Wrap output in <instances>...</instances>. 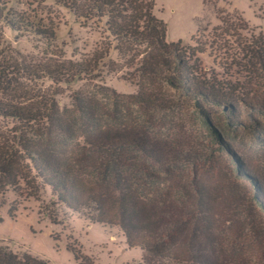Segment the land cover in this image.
I'll list each match as a JSON object with an SVG mask.
<instances>
[{"label":"trees","instance_id":"16d2710c","mask_svg":"<svg viewBox=\"0 0 264 264\" xmlns=\"http://www.w3.org/2000/svg\"><path fill=\"white\" fill-rule=\"evenodd\" d=\"M50 2L84 27L95 24L107 42L74 61L0 59V199L14 191L39 201L50 189L55 199L40 214L63 207L119 227L128 247L144 252L140 264H264V140L222 157L191 151L179 133L155 128V112L169 107L150 87L179 92L206 116L205 104L222 105L232 124L245 125L240 103L264 114L254 95L264 83V33L221 11L211 31L169 43L155 0H0V29L55 40L54 20L35 11ZM104 67L132 74L139 91L111 89L105 103L79 92L61 112V84ZM202 158L216 170L211 184L200 176ZM0 264L49 263L0 245Z\"/></svg>","mask_w":264,"mask_h":264},{"label":"rangeland","instance_id":"374dc122","mask_svg":"<svg viewBox=\"0 0 264 264\" xmlns=\"http://www.w3.org/2000/svg\"><path fill=\"white\" fill-rule=\"evenodd\" d=\"M48 6L35 11L44 19L54 20L56 39L0 29V59L21 58L40 63L74 61L91 56L106 44L105 34L95 24L84 27L75 22L67 11L50 7L52 2ZM221 11L231 15L239 13L256 33H264V0H155L154 9L155 15L167 25V42L181 41L184 44L189 43L198 31H211L218 26ZM111 56L116 59L117 54L112 53ZM105 63L108 65L109 62ZM137 83L132 74L125 71L117 73L104 67L94 77L72 85L61 84L57 97L59 109L67 112L76 93H84L105 103L109 100V90L121 95L133 94L139 91ZM149 85L146 88L155 90L165 100L164 105L169 107L157 109L155 128L165 133H179L186 142H190L191 151L222 157L227 149L239 152L260 149L257 138L264 140V114L248 110L245 103L238 105L245 125L236 126L222 105L205 104L206 116L195 102L179 92L161 83L155 87ZM254 95L264 99V83L256 84ZM206 163V158H202L197 166L200 176L211 184L216 170L208 171ZM224 164L228 165V171L235 170L229 163ZM234 172L237 174L236 170ZM54 199L47 188L42 190L39 201L14 191L0 199V245L49 264H80L82 260L77 259L78 253L91 258L94 264L141 263L144 252L139 247L129 248L119 227L90 224L82 215L63 207H50L49 213L40 214V208L51 206L49 203ZM13 206L17 211L11 210ZM10 213L16 214L11 216ZM50 216L58 224H53Z\"/></svg>","mask_w":264,"mask_h":264}]
</instances>
